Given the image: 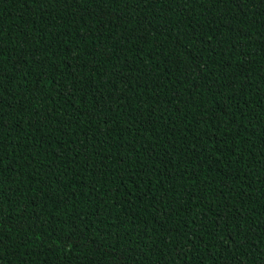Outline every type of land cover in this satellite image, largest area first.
<instances>
[{
    "label": "trees",
    "instance_id": "obj_1",
    "mask_svg": "<svg viewBox=\"0 0 264 264\" xmlns=\"http://www.w3.org/2000/svg\"><path fill=\"white\" fill-rule=\"evenodd\" d=\"M0 264H264V0H0Z\"/></svg>",
    "mask_w": 264,
    "mask_h": 264
}]
</instances>
